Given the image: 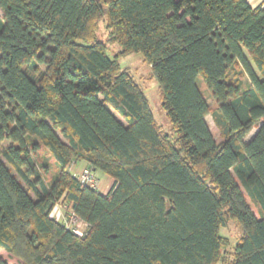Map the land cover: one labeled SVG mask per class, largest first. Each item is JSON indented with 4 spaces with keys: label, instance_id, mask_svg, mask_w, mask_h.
Here are the masks:
<instances>
[{
    "label": "trees",
    "instance_id": "1",
    "mask_svg": "<svg viewBox=\"0 0 264 264\" xmlns=\"http://www.w3.org/2000/svg\"><path fill=\"white\" fill-rule=\"evenodd\" d=\"M135 53L170 133L120 65ZM76 164L111 179L107 193L83 187ZM58 206L81 236L52 216ZM0 264H264V9L0 0Z\"/></svg>",
    "mask_w": 264,
    "mask_h": 264
},
{
    "label": "rangeland",
    "instance_id": "2",
    "mask_svg": "<svg viewBox=\"0 0 264 264\" xmlns=\"http://www.w3.org/2000/svg\"><path fill=\"white\" fill-rule=\"evenodd\" d=\"M96 34H97V39L105 44V46L107 48V53L110 57L114 56L115 54H117L120 51V47L118 45L108 43V41H107L108 32L105 28L104 22L99 23ZM120 65L123 69H125L126 71L129 72V74L133 77L135 82L139 85L141 90L144 92L157 125L164 132L170 133L171 128H170L169 122H168V120L165 116V113L161 107L160 92L158 89V85H157L156 81L153 79V77L151 76L150 68L144 62V60L142 59V56L140 54H136V53L132 54L128 57L121 59ZM243 82H244L243 86L245 87L247 80L244 79ZM196 83H197L199 91L201 92V94L204 97V99L206 100V102L209 104L210 108L214 109L216 107L215 100L212 97L211 93L206 88L201 77L197 78ZM205 120H206V122L209 126V129H210L211 133L213 134L214 138L219 142L220 141L219 133H218L216 127L214 126L213 122H212L211 116L208 115ZM255 132H256V129L252 130V132L247 136V138L245 140L248 141L255 134ZM41 154H42L43 158H45L46 163L50 166V169H51L50 175H48V177H47V182H49L53 178V176L55 175L53 162L48 157L47 158L44 157L43 152ZM79 168H80V164L74 165L70 170L71 174L76 175V174L80 173ZM94 175H95L96 179L98 180V192L101 194L107 193V191L112 186V183H113V182H111L112 180L109 179L107 176H105L101 172H97ZM242 192L244 193L243 190H242ZM244 195H245V193H244ZM247 200H248V198H247ZM248 202H249V200H248ZM250 206H251L252 211L255 212L256 210H255L254 205L250 203ZM58 207L61 209L62 213L64 214L63 208L61 206H58ZM58 220L60 221L61 219H58ZM77 222L78 221L73 223L74 224L73 226L76 229L84 232V230H85L84 226L80 225L79 227H77V225L79 224ZM220 234L224 237L229 238L230 248L232 251L233 247L236 245V239H238V237L240 236V230H239L238 226L235 223L230 222L225 229H221ZM228 251H230V249H228Z\"/></svg>",
    "mask_w": 264,
    "mask_h": 264
},
{
    "label": "built area",
    "instance_id": "3",
    "mask_svg": "<svg viewBox=\"0 0 264 264\" xmlns=\"http://www.w3.org/2000/svg\"><path fill=\"white\" fill-rule=\"evenodd\" d=\"M75 178L77 181L83 186V187H88L94 190H98V180L96 179L95 175L93 172H91L89 169H84L78 174H74ZM52 216L58 220L61 219V221L64 223L67 229L71 230L74 234L77 236H81L83 234L82 231L76 229L73 225L76 221L79 223L77 227L80 225L84 226L85 229V224L78 220L76 217L73 215H70L69 217H65L64 214L62 213L61 209L59 207H56L55 210L52 213Z\"/></svg>",
    "mask_w": 264,
    "mask_h": 264
},
{
    "label": "crops",
    "instance_id": "4",
    "mask_svg": "<svg viewBox=\"0 0 264 264\" xmlns=\"http://www.w3.org/2000/svg\"><path fill=\"white\" fill-rule=\"evenodd\" d=\"M246 2L252 8L261 7L262 9H264V0H246ZM83 169H85V168H83V167L80 166L79 170L82 171Z\"/></svg>",
    "mask_w": 264,
    "mask_h": 264
},
{
    "label": "water",
    "instance_id": "5",
    "mask_svg": "<svg viewBox=\"0 0 264 264\" xmlns=\"http://www.w3.org/2000/svg\"><path fill=\"white\" fill-rule=\"evenodd\" d=\"M88 169H90V166H88Z\"/></svg>",
    "mask_w": 264,
    "mask_h": 264
}]
</instances>
